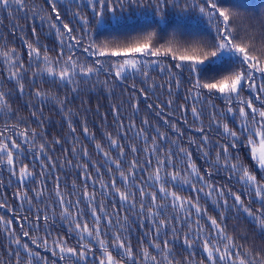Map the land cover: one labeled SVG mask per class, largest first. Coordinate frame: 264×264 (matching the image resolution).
<instances>
[{
    "label": "snow or ice",
    "instance_id": "snow-or-ice-1",
    "mask_svg": "<svg viewBox=\"0 0 264 264\" xmlns=\"http://www.w3.org/2000/svg\"><path fill=\"white\" fill-rule=\"evenodd\" d=\"M231 2L232 0H185L181 11L198 13L197 23L207 22L211 30L210 38H197L182 43L176 39L174 33L165 43L159 44L160 37L155 31L128 41L107 39L97 42L91 35L92 23L79 10L78 4L77 10L72 14L80 25L76 29L71 26V21L63 22L57 0H45L51 10L47 19L54 17L55 21L62 24V30L56 23L50 24V28L56 29L60 39V51L56 53L55 59L49 55L52 50L40 44L35 27L31 29L34 40L21 37L27 49V64L16 47L5 45L0 48V59L3 60L7 72L6 81H14L15 90L20 95L25 92V81L29 72L32 73V80L39 78L43 82L47 77L51 79L53 87L70 85V91L77 94L81 84L99 83L98 77L101 73L119 83H124L129 76H139L145 86L137 88L133 82L130 98L151 101L147 108L161 118H164L166 111L169 116L178 111L180 116L175 123L166 118L164 123L180 137L184 133L177 124L181 121L188 124L190 113V127L200 134L196 138H189L188 147L182 146L177 139L170 138L158 127L154 129L156 134L149 136L147 128L151 126L147 119L141 121L137 130L135 120L129 118L126 125L121 107L113 105L111 113L116 135L108 132L105 139L108 149H115L117 155L114 157L110 150H106L101 143H96L97 151L103 153L101 164L108 165L106 170L113 177L106 183L100 175L101 167L95 164L91 167L97 173L96 178L89 172V164H74L72 159H65L63 163L57 164L56 160L59 158H54L51 153L55 151L56 145H62V139L53 137L49 141L43 131L38 132L36 128L27 125L21 129L23 117L18 113L13 114L8 101L11 90L0 91V112L11 115L16 120L11 125L5 124V132L12 131L13 136L0 139V164L6 163L11 175L18 180L16 198L21 201V207L25 203L29 208L33 207L34 200L44 204L45 189L41 186H46V180L51 178L54 188L48 197L49 203L44 208L35 205V228L38 230L43 224L47 234L51 235L47 229L49 225L56 223L55 209L58 207L59 219L68 222L67 234L74 231L79 237L77 247L67 246L66 240L59 237L54 241L59 249L57 252L49 248L48 241L40 237L38 231L35 235L30 234L24 224H21L23 236L28 237L32 244L51 251L61 261L67 259L70 264H88L90 256L98 259L99 264H178L173 255V247L175 240L182 237L184 251L188 253L184 264H264V247L238 243L234 236L227 233L224 211L218 216H208L207 209L200 204L201 194L208 199L215 196L214 204L217 208L228 211L234 209L238 214L246 215L254 220L264 234V17L241 16L231 10ZM59 3L63 4L64 0H59ZM67 6L71 9L73 0H69ZM87 6L98 31L101 27L107 29L109 25L127 24L128 21L157 22L154 20L157 15L162 22L165 20V9L169 6L173 10L180 7L179 0H87ZM0 8L9 13L13 10L24 12L25 18L29 10L27 0H0ZM149 8L154 10L152 16L148 14ZM140 9L143 11L137 16L136 12ZM125 11L128 12L127 16L124 15ZM78 31L83 34V39L89 41L87 45L84 44L82 36L77 34ZM65 33L71 41L67 45L70 53L68 55H65L64 49ZM75 47L96 59L92 63L81 62L73 52ZM100 57L109 59L102 61ZM153 57H170L171 60L151 59ZM153 67L162 77L159 84L150 76V69ZM184 72L188 73L190 87L182 97L183 102L177 104L176 92L182 87ZM103 84L108 86V80L103 81ZM3 87L0 84V88ZM245 89L249 92L247 99L242 95ZM157 90L166 93V101L161 102L158 96L152 101L149 93L151 91L154 95ZM33 96L40 104L56 100L60 112L65 114L69 132L76 133L77 129L72 123L73 113L65 107L69 102L67 97L59 100L55 95L41 89H37ZM217 96L224 100L226 111H213L205 129L202 122L203 106L209 104L215 109L211 101ZM256 102H259V107ZM233 104H236L235 108ZM130 107L133 114L139 112L138 102ZM229 115L233 123L239 119L237 126L230 128L224 122ZM31 116L37 119V127L43 128L42 108L32 111ZM130 131L134 133L133 142L126 147L122 141L129 140ZM212 132H216L226 142L210 147ZM83 134L95 139L86 124ZM0 136H4V132H0ZM139 139H143V147L138 146ZM38 140L42 142L37 143ZM193 145L207 165L203 170L197 167L193 159V152L190 151ZM240 148L248 149L251 165H246L241 160ZM29 152L33 153V160L40 167L39 173L34 171L35 166L30 168L28 164H21L16 169V158ZM64 152L65 155L69 154L66 149ZM233 152L236 154L233 155ZM129 153L132 154L131 159H128ZM70 154L74 157L81 156L75 147ZM82 156L89 157L87 148L82 149ZM65 167L83 169L79 176L83 186L80 195H77L80 188L76 180L72 181L71 191H65L67 184H62L60 176L54 174L57 169ZM221 171L227 174L228 181L235 179L241 185L242 191L235 192L228 187L225 195L224 187H218L212 180L213 175ZM117 174L119 183L114 178ZM28 180L38 186L29 189L25 184ZM88 181H92V191H89ZM96 184L100 185L99 190L95 188ZM177 186L187 187L195 195L181 196L173 190ZM29 191L35 195L30 197ZM72 196L75 199H68ZM117 196L118 202L115 199ZM227 197L232 199L231 206ZM105 201L111 203V212L107 210ZM257 202L260 207L254 211L249 205ZM81 203L85 204L87 211L80 208ZM4 207L6 205L0 203V208ZM86 216H90V220ZM205 216V224L209 230L201 224ZM23 219L27 220L28 217ZM0 221H4V218L0 217ZM4 222L6 225L12 224L11 220ZM177 224L181 225L180 229L176 227ZM132 225H136V230L139 231L138 251L134 249L131 241ZM185 227L188 229L186 232L182 231ZM169 233L173 237L172 241L162 238ZM11 236L13 242L26 254L24 264H33L34 260H42L47 264L46 257L33 251L28 243L22 244L14 232ZM96 245L99 256H96L94 250ZM197 251L201 254L199 261L195 258ZM10 255L15 256V264H21L20 252Z\"/></svg>",
    "mask_w": 264,
    "mask_h": 264
},
{
    "label": "trees",
    "instance_id": "trees-1",
    "mask_svg": "<svg viewBox=\"0 0 264 264\" xmlns=\"http://www.w3.org/2000/svg\"><path fill=\"white\" fill-rule=\"evenodd\" d=\"M29 10L27 18H25L24 12H16L13 10L11 13L9 11L0 8V48L3 46L8 47H16L17 50L21 53V58L27 64V49L23 44L21 37H25L29 40H34L35 38L32 36L31 29L33 27L37 30V35L41 45L47 46V48L52 51L49 52V55L54 59L56 57V53L60 51V39L56 32V29L50 28L51 23H56L58 27L62 30V24L59 21H55L53 19H47L51 15L50 6L45 3V0H27ZM69 0H64V3H59L57 0V6L60 9L61 16L63 22L71 21V26L79 29L80 25L77 20L73 18V12L77 10L76 5H79V10L89 17L90 22L92 23L91 35L97 42L104 41L107 39L112 40H120V41H128L133 39L141 34L155 31L160 37L158 43L163 44L168 39H170L175 33L176 39L183 42H190L193 39L197 38H205L209 36L210 28L206 21H201L197 23L198 13L188 12L184 13L181 9L184 6L185 0H179L180 7L173 10L171 6L165 9V20L159 21V16H155L154 20L157 22L148 23L146 21H138L133 23L132 21H128L127 24L121 25H109L107 29L101 27L99 31L95 25L92 13L90 8L87 6V0H73V6L71 9L68 8ZM231 10L238 12L241 16L244 17H264V0H232L231 2ZM35 8V11L32 9ZM143 9L137 10L136 15L139 16L140 12ZM149 16H152L153 9L149 8L148 10ZM110 15V14H109ZM125 16L128 15V12L125 11ZM41 17H44L41 20ZM107 24L108 21L106 20ZM78 35L82 36L83 34L79 31ZM214 35V32H211ZM85 45L89 42L87 39H83ZM71 43L68 40L67 34L64 36V49L65 55L70 54L67 48V45ZM76 56L80 59L81 62L92 63L96 57H89L86 53L82 52V49L79 47H75L73 49ZM102 61H106L109 58L100 57ZM118 59V58H111ZM151 59H164L170 61V57H159V58H151ZM175 63L176 61H171ZM59 66H57L58 68ZM107 67V64H106ZM33 70H35L33 68ZM6 69L3 63V60L0 59V84H3L4 87L0 88V91L9 92L11 90V95L8 97V101L12 106L13 114L18 113L21 117H23V122L20 123V128L22 129L25 125L36 128L38 132L43 131L46 134L47 139L50 141L53 137L62 139V145H56L55 151L51 154L54 158H59L56 160L57 164L63 163L65 159H72L73 163H81V164H89V172L91 175L96 178L97 173L95 169L91 167L92 164L101 167L100 175L103 176L104 181L107 183L112 179V175H110L106 168L107 164H101L103 160V153L98 152L96 149V143L99 142L106 150H110L112 155L115 157L117 155L115 149H108V142L105 139L106 133L111 132L113 136L116 135L114 131L113 125V116L111 113V109L113 105H118L121 107V113L124 116V122L127 125L128 119H134L137 125V130L141 125V121L143 119H147L149 121V125L151 127L147 128V134L149 136L155 135L154 129L158 127L161 132L166 133L170 138L177 139L178 142L182 144L184 147H188L189 138H196L200 134L196 133L190 125L192 124L191 114H188V124H184L182 121L177 124V127L180 131L184 133V136L180 137L176 132H173L171 128L164 123V118L169 119L173 123L177 121L180 116L178 111L175 112V115L169 116L167 111L164 114V118L156 116L155 112L149 110L147 108V104L151 101L145 100L143 98L131 97L130 98V90L133 82H135L136 87L140 88L145 85L142 84V78L139 76L129 78L124 83L114 82L110 77H108L105 73H101L98 77L99 83H90V84H81L79 94L72 93L70 91L71 86H59L53 87L51 83V79L45 77L42 82L41 79L37 78L35 80L31 79L32 73H28V78L25 81V92L23 95H20L18 91L15 90V82L14 81H6ZM150 76L159 84L162 82L161 75L156 71L153 67L150 69ZM108 80V86L103 84V81ZM182 87L176 92V102L177 104L182 103V97L186 94L188 87H190L188 83V73L184 72L182 74ZM41 89L45 93H50L59 98V100H64L67 97L68 103L65 104V107L71 109L72 115V123L73 126L77 129L76 133H70L67 121L65 120V114L61 113L59 110V104L56 100H49L44 104H40L38 99L33 96V93L37 90ZM152 96V101H155L156 97L160 98L161 102L167 100L166 93L157 90L153 95L150 91L149 93ZM243 97L247 99L249 97V92L247 89L242 93ZM139 104V112L133 114L132 109L130 107L131 104L137 103ZM259 107V102H256ZM212 105H215V109L211 107L209 104H205L203 106V115L202 122L205 129H207L210 122V115L213 111L221 112L226 111V104L223 99L217 98L211 101ZM30 105H35V108L30 107ZM234 108L236 104L232 105ZM166 107V105H165ZM42 108V116L44 118V126L43 128L37 127L38 121L35 117L31 116V112L37 109ZM106 117V119H105ZM229 124V127H235L239 124V119L232 122V117L229 115L228 118L224 121ZM13 124L16 123V120L12 118L11 115H7L4 112H0V132H4V136H0V139H5V137L13 136L12 131L5 132V124ZM86 126L89 128L91 134L94 135L95 139H91L83 134V127ZM222 131V129H221ZM129 140L122 141L127 147L128 144L133 142L134 133H128ZM75 137V140H74ZM19 139L18 137H14ZM211 146L217 144H223L226 141L221 139L216 132H212L210 134ZM42 141H37L40 143ZM150 143V141H149ZM144 141L143 139H139L138 146L143 147ZM28 147V146H25ZM75 147L78 153H81V156L74 157L72 156L71 149ZM87 148L89 153V157L82 156V149ZM68 151V155H65L64 150ZM190 151L193 152V159L195 160L197 167L203 170L204 167H207L205 161L200 158V153L193 145L190 148ZM247 148H240L239 154L241 160L246 165H251V161L247 155ZM236 153L233 152V155ZM141 155H144L143 153ZM215 155V151H213V156ZM132 158V154H128V159ZM21 164H28L30 168L34 167V171L39 173L40 167L36 161L33 160V153H26L24 155L18 156L16 158V169L18 170ZM113 169L114 165H111ZM83 169L77 168H62L57 169L54 174L59 175L61 178L62 184H67V188L65 191H71L72 189V181L76 180L77 185L80 188V191L77 192V195H80L82 192V182L79 179L80 173ZM227 174L221 171L219 174H214L212 180L216 182L218 187H224L225 195H227L228 187L231 188L232 191L241 192L242 187L240 184L236 182L235 179L228 181L226 179ZM119 183L118 174L114 177ZM259 178V176H258ZM38 179V177H37ZM145 179H147V175L145 174ZM89 183V191H92V181H88ZM25 184L28 188L37 187L38 185L33 184L31 180L25 181ZM45 189L44 196V204H40L38 201H33V207L29 208V205L25 203L23 207H21V201L16 198L15 193L18 188V180L16 177L12 176L8 170L7 164H0V203L6 205L4 208H0V217L4 218V221L11 220V225H6L4 221H0V264H15V256L10 255V253L20 252L21 264H24L26 254L23 252L22 248H19L14 242L11 233L14 232L16 237H19L21 243H28L30 248L39 252L41 257L47 258V264H70V262L65 259L63 261L59 260L58 257H54L51 251H45L43 247L37 248L35 244H32L31 240L28 237H24L21 231V224H24L26 230L30 231V234L35 235L38 231V235L40 237L45 238L48 241V245L50 249H54L59 252V249L56 248L54 241H56L59 237H63L67 246L77 247V241L79 237L73 231L72 234H67L68 232V222L61 221L59 219L60 209L57 207L55 209L57 217L56 223L49 225L47 231L51 232V235H48L45 231V227L43 224L40 225L37 230L34 225V216L36 214V207L38 205L40 208H44L45 204L49 203L48 197L52 193L54 188V183L51 178L46 180V186H41ZM123 187V185H121ZM95 188L99 190L100 185L96 184ZM154 189H149V191ZM174 191L181 196L188 197L194 196L195 193H192L187 187L177 186L173 188ZM35 194L29 191V196H34ZM228 198L229 206L232 204L231 197ZM68 199H75L74 196L68 197ZM99 200V196L97 197ZM111 199V198H110ZM118 202V196L115 197ZM247 200V198L245 197ZM215 196L213 198L208 199L201 194L200 204L202 208L207 209L208 216H218V214L223 210L226 216L224 220V225L226 226L227 233L229 235L234 236L237 239L238 243L245 244L246 246H256L257 248L264 247V234L261 233L259 226L254 222L253 219L247 217L243 214H238L234 209L228 211L226 209L217 208L214 204ZM107 210L109 212L112 211L111 203L109 201H105ZM222 203V201H221ZM254 211L260 207L259 203H252L249 205ZM80 208L87 211L85 204L81 203ZM49 214L51 215V209H49ZM123 215V213H121ZM183 215V214H181ZM23 217H28L27 220H24ZM86 219L90 220V216H86ZM207 220V216L204 217V220L201 221V224L205 225L206 230L208 229V225L205 224ZM176 227L178 229L181 228L180 224H177ZM195 227V225H193ZM133 234L131 237V241L134 249L139 250V246L137 245V237L139 236V231L136 230V225H132ZM188 229L185 227L182 231L186 232ZM173 240L171 233L167 237H162ZM96 256L100 255L98 251V245L95 246ZM151 251V249H150ZM173 255L175 256L178 264H184V258L187 257L188 253L184 251V246L181 239L175 240L173 247ZM196 260L199 261L201 258V254L199 251L196 253ZM33 264H44V261H35ZM88 264H99L98 259H94L93 257H89Z\"/></svg>",
    "mask_w": 264,
    "mask_h": 264
}]
</instances>
